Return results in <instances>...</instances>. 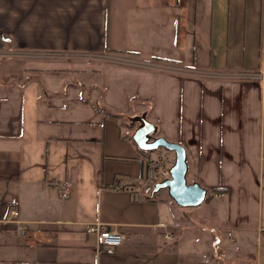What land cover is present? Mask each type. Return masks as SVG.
Here are the masks:
<instances>
[{
	"label": "crops",
	"instance_id": "crops-1",
	"mask_svg": "<svg viewBox=\"0 0 264 264\" xmlns=\"http://www.w3.org/2000/svg\"><path fill=\"white\" fill-rule=\"evenodd\" d=\"M0 51L26 54L0 58V264H264V83L222 77L264 70V0H0ZM143 114L185 150L200 214L143 196L148 161L174 163L133 143ZM95 223L129 241L98 251Z\"/></svg>",
	"mask_w": 264,
	"mask_h": 264
},
{
	"label": "built area",
	"instance_id": "built-area-1",
	"mask_svg": "<svg viewBox=\"0 0 264 264\" xmlns=\"http://www.w3.org/2000/svg\"><path fill=\"white\" fill-rule=\"evenodd\" d=\"M9 57H26V54L21 52L13 53L0 51V58H9ZM69 58H81L86 60H103L113 64L125 65L129 67L153 70L157 72L167 73V74H176V75H194L192 72H188L182 68H176L169 66L160 62H141L132 58H123V57H106V56H97V55H71L66 56ZM207 77H220L218 74H207ZM224 78L230 79H239V80H258L264 83V70L256 73H241V74H226L222 75ZM171 168V167H170ZM167 166V157L164 154H158L154 159H150L146 167V177L144 180V186L142 194L144 197H150L154 185L161 183L167 179H170V170ZM124 184L120 183L119 188H123ZM71 190L70 183L65 184L63 191L61 193V198L66 199L69 196ZM217 197L222 198L223 194H219ZM19 203L16 200H13L8 206V220L5 222L13 223L16 225L17 230L22 236L26 235L24 226L19 220ZM83 231L86 234H93L95 236L96 248L97 250L103 249L106 254H113L115 250L123 245H125L129 239L126 235L119 233L115 229L104 226L100 223H95L83 227ZM167 238V237H166ZM261 256L264 258V246L261 248Z\"/></svg>",
	"mask_w": 264,
	"mask_h": 264
},
{
	"label": "water",
	"instance_id": "water-1",
	"mask_svg": "<svg viewBox=\"0 0 264 264\" xmlns=\"http://www.w3.org/2000/svg\"><path fill=\"white\" fill-rule=\"evenodd\" d=\"M2 41L7 40L2 38ZM129 121L133 125H138L132 135V141L139 151L154 153L164 150L174 155V163L169 170L170 179L155 184L150 198L161 191H166L168 197L179 208L200 207L206 201L208 193L197 183H187L188 165L183 147L158 137L157 127L147 120L145 114L130 118Z\"/></svg>",
	"mask_w": 264,
	"mask_h": 264
},
{
	"label": "rangeland",
	"instance_id": "rangeland-1",
	"mask_svg": "<svg viewBox=\"0 0 264 264\" xmlns=\"http://www.w3.org/2000/svg\"><path fill=\"white\" fill-rule=\"evenodd\" d=\"M164 64H167V63H164ZM167 65L173 66V67H176V68H181V67H179L177 65H173V64H167ZM125 124H127L126 121H125ZM135 128H137V125L136 124L134 125V129ZM158 152L166 153V151H164V150H158V151H156L154 153H145V154H155L156 155ZM153 157H154V155H153ZM168 164H169V162H168V159H167V166H169ZM160 193L166 194V191H161ZM203 208H204L203 206H200V207H197V208H190V210L193 212V214H197L198 215V214H200L199 212H202L203 211ZM253 248H254V246H253ZM260 258L262 259L263 257L260 256ZM263 260H264V258H263Z\"/></svg>",
	"mask_w": 264,
	"mask_h": 264
},
{
	"label": "trees",
	"instance_id": "trees-1",
	"mask_svg": "<svg viewBox=\"0 0 264 264\" xmlns=\"http://www.w3.org/2000/svg\"><path fill=\"white\" fill-rule=\"evenodd\" d=\"M99 111H101V112H104V113H107L108 115H110L111 117H116L113 113H110L108 110H106L105 108H99ZM157 134H158V131H157ZM146 199H151L150 197H146ZM153 199V198H152ZM206 201H207V199H206Z\"/></svg>",
	"mask_w": 264,
	"mask_h": 264
}]
</instances>
